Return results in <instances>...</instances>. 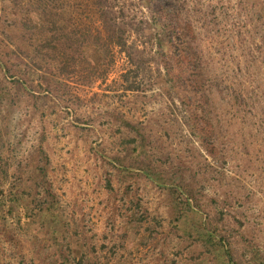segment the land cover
I'll return each instance as SVG.
<instances>
[{"label":"rangeland","instance_id":"rangeland-1","mask_svg":"<svg viewBox=\"0 0 264 264\" xmlns=\"http://www.w3.org/2000/svg\"><path fill=\"white\" fill-rule=\"evenodd\" d=\"M24 1L15 5L13 0H0V154L9 164L8 181L12 184L15 176L20 178L18 192L29 189V174L23 169L30 164L32 154L39 148L44 151L48 158L47 185L63 218L77 228V239L70 241L71 254L78 258L85 244L102 249L101 260H105L104 255L114 257L116 263L110 264H209L199 258L197 246L184 236L190 222L177 224L178 230L169 227L164 191L156 182L123 181L100 158V153L109 156L118 147L109 129L112 114L117 113L138 124L150 141L156 140L148 151L151 155L156 148L170 173L177 167L184 177L195 172L201 177L204 164H212L217 170L213 176L223 177L230 189L217 186L210 190L220 195L225 190L234 193L223 207L226 227L236 231L239 224L232 216L239 219L242 232L264 250V141L257 122L264 111L244 128L232 122L229 131L235 133L233 145H227L228 164L220 172V162L212 161L203 145L196 143L193 123L203 128V114L192 111L195 105L191 110L189 104L175 100L169 83L155 70L159 63L151 61L153 52L149 46L143 47L140 38L132 33L126 38L127 45L134 43L133 48L144 52L145 64L137 74L131 72L135 67L116 47L104 80L66 79L57 75L51 50L42 46L48 36L49 18ZM123 1L128 19L141 21L142 15L149 14L145 7L140 10L142 4L137 0ZM188 6H194L199 15L197 19L192 16L194 12L187 14L195 31L202 33L203 48L213 62L212 73L221 79L230 78L236 88L242 84L248 93L250 83L257 88L256 78L251 80L255 71L247 73L237 67L242 50L232 46L233 36L245 34L246 29L253 32L247 17L254 14L240 12L234 0H188ZM212 10L201 26L200 15ZM242 20L248 23L246 29ZM85 47L82 56L86 60L77 67L95 70L102 52L88 44ZM127 73L129 82L123 79ZM128 84L132 90H126ZM250 95L253 100L260 99L257 89ZM23 202L12 214L6 212L7 206L4 208L0 264H47L56 247L49 237L48 221L37 210L28 218L24 209L28 201ZM214 206L217 210L222 207L219 199ZM129 210L148 219L131 223ZM148 224L153 229L151 235Z\"/></svg>","mask_w":264,"mask_h":264},{"label":"trees","instance_id":"trees-1","mask_svg":"<svg viewBox=\"0 0 264 264\" xmlns=\"http://www.w3.org/2000/svg\"><path fill=\"white\" fill-rule=\"evenodd\" d=\"M13 1L15 5L20 3V0ZM137 1L142 4L140 10L145 7L149 12L147 16L142 15L144 18L141 21L125 17L123 0H25L24 3L46 13L49 18L48 36L42 46L51 50V59L57 64V75L66 79L78 77L91 83L104 80L113 63L112 50L116 47L135 67L131 72L137 74L145 64L144 52L137 51L135 46L133 48V42L127 45L126 38L130 33L140 38L145 44L143 47L149 46L153 52L151 61L159 63L155 70L158 76H162L169 83L168 88L175 100L182 105L189 104L191 110L195 105L192 111L203 114V128L199 129L193 123L197 132L196 143L203 145L207 156L212 161L220 162V172L224 171L229 158L227 145H233L235 136V133L229 131L232 122L244 128L264 111V0H234L240 12L254 14L247 17V22H252L253 32L246 29L247 22L242 20L241 26L246 29L245 34L233 36L232 46L237 45L242 50V60L237 63V67L243 68L247 73L250 70L255 71L251 80L256 78L257 88L249 81L247 84L249 86L250 83V93L254 89L258 90L260 99L257 100L252 99L242 84L236 88L233 80L228 81L230 78L221 79L212 73L213 62L203 48L202 33H197L193 23L188 20L189 11L194 12L192 16L196 17L193 18L198 19L199 16L194 6H188V0ZM214 11H206L202 13V17L200 15L199 18H203L201 26H205L206 17ZM87 44L102 52L101 59L96 60L95 70L77 67L78 63L86 60L83 59L82 53ZM128 78V73L123 75L126 82H129ZM126 90H132V84H128ZM171 101L174 102V99L171 98ZM260 120L258 118L257 122L259 121L258 126L264 141V117ZM112 122L113 125H110L109 129L113 132L118 147L109 156L100 153V158L123 181L148 179L156 182L164 191V205L167 208L165 219L169 227L178 230L177 224L186 225V221L190 222L184 236L191 240V244L197 246L199 258L209 264H264V250L242 232L239 219L232 216V220L239 224L236 231L226 227V213L223 212V207L234 198V193L225 190L220 195L210 190H215L217 186L230 189L229 182H225L223 177L213 176L217 170L212 164H204L205 169H200L201 177L197 176V172L184 177V173L177 167L170 173L158 157L159 151L156 148L150 155L149 145H153L156 140L150 141V137L141 132L138 124L120 113L112 114ZM36 151L38 154L33 153L30 164L23 169L29 174V189H21L18 192L16 183L20 184V178L15 176L12 184L8 181L9 164L0 154L2 225L6 222L4 208L7 206L6 212L12 214L17 211L18 206L24 204L25 199L28 201L24 206L28 218H32L37 210L48 221L49 237L56 247L48 255L47 264L116 263L114 257L110 259L106 255L105 260H101L99 255L102 254V249L94 245L83 244L78 258L71 254L70 241L77 239V228L68 219L63 218L54 194L47 185L45 167L48 158L41 148ZM107 186L111 188L109 182ZM209 192L213 197H209ZM217 199L222 206L218 210L214 206ZM17 218L19 219L18 216ZM147 219L143 214L139 216L135 210H129L131 223H144ZM157 224L160 226L159 222ZM152 230L149 225V235ZM63 250L67 251L70 257Z\"/></svg>","mask_w":264,"mask_h":264}]
</instances>
